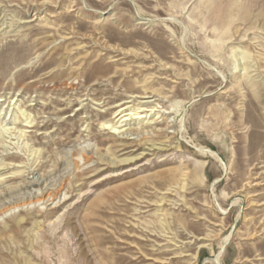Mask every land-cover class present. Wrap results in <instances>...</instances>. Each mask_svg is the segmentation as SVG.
<instances>
[{"label":"rangeland","instance_id":"obj_1","mask_svg":"<svg viewBox=\"0 0 264 264\" xmlns=\"http://www.w3.org/2000/svg\"><path fill=\"white\" fill-rule=\"evenodd\" d=\"M0 100V264H264V0H0Z\"/></svg>","mask_w":264,"mask_h":264},{"label":"bare ground","instance_id":"obj_2","mask_svg":"<svg viewBox=\"0 0 264 264\" xmlns=\"http://www.w3.org/2000/svg\"><path fill=\"white\" fill-rule=\"evenodd\" d=\"M151 109H153V108H151ZM141 111H149V110H147L146 108H143ZM141 111H135V112H129V113L123 114L122 118L124 116H125V118H123L121 120V123H120L119 126H115V124H111V123H105L104 125H105V127L107 129H111L114 132L121 133V132L124 131V129H119L117 127H121L122 126L121 124H123L122 123L123 121L127 122V121H129L131 119H142V118H146L147 117L148 114H146L145 116L141 115ZM126 115H128V116H126ZM197 149L199 151H202L205 154L210 155L213 158L219 159L223 163V165L225 164L224 161L222 160V158L220 157V155L215 150L210 149V148H206V147L205 148L201 147V148H197ZM216 261L218 262V259H216Z\"/></svg>","mask_w":264,"mask_h":264}]
</instances>
